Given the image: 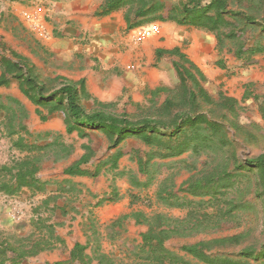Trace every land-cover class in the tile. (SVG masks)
Here are the masks:
<instances>
[{
	"label": "crops",
	"instance_id": "1",
	"mask_svg": "<svg viewBox=\"0 0 264 264\" xmlns=\"http://www.w3.org/2000/svg\"><path fill=\"white\" fill-rule=\"evenodd\" d=\"M106 1L0 0V81L4 80L0 83V186L11 180V174L2 169L14 168L16 163L24 159H34L31 155L34 145L38 144L36 146L40 149L44 145L43 140L58 133L73 137L72 146L69 147L71 152L68 155L58 160L53 158L51 161L37 158L36 165L39 170L36 177L41 182L48 183L45 189L35 191L25 187L14 195L0 191V232L13 231V234L24 236L37 228V225L34 227L36 216L33 212L29 213L27 208L26 214H29L21 219V222L11 218L10 211L16 206L13 204L17 199L25 200L26 203L27 198L34 195L38 201L35 204L39 205V208L47 206L65 213V208L52 205L56 197H49V186L53 183L58 184L56 190H61L57 191V194L61 193L64 197L68 196L65 193L67 190L64 189L66 183L73 182L84 193L89 190L99 202L97 205L95 201L93 210L87 213L94 221H89L86 217L87 223L80 224L82 220H78L72 228H58V233L55 232V226L51 225L48 227L50 240L45 235L32 242V234L29 235L22 241L23 245L31 247L38 242H50L53 245V248L30 257H72L76 244L85 247V257H108L110 255L99 250V244L95 245L94 240H89L81 231V227L94 230L98 225L118 232L117 235L122 240L139 238L138 233L144 232L146 226L147 230L141 234L142 246V235L148 232L150 226L138 215L146 218L149 216L142 207L139 210L136 204L145 202L143 191L153 186V180L146 182V186L142 179L128 178L129 170L124 169L127 165L124 146L135 143L136 140L137 143L141 142L139 139L127 138L119 147L110 150L109 141L102 134L111 154L104 160H96L95 147L84 140L99 131H89L88 136L84 138L77 132L69 134L60 113L50 115L49 108L35 105L22 92L19 80L5 72V68L1 66L3 56L15 63L20 58L24 59L50 91L67 82L76 83L79 87L82 83L86 92L82 103L89 110L96 108L95 101H99L111 105L116 113L126 112L136 117L135 114L138 115L142 108L151 105L154 91L160 88L174 92L179 90L180 76L175 63L184 64L187 68L190 67L189 63L194 65L206 78L201 82L203 87L211 95L215 90L218 91L216 98L219 93H223L238 100L240 107L242 101L264 100V96L253 93L255 84L264 82V54L253 56L250 64L242 62L233 54L237 60L233 62V59L225 56L223 48L218 46L216 37L210 42L205 34L201 36V40L195 38V41H188L190 44H187L188 36H193V33H186L174 22L155 21L130 29L126 20L127 8L98 15ZM139 35L140 39L137 40ZM176 49L189 63L178 55L167 54ZM157 97L159 101L162 100L160 103H163L168 95L161 92ZM262 106L259 111L264 118ZM85 143L87 145H84ZM83 145L85 151L81 150ZM88 153L91 156L89 161L81 166L85 174L66 173L67 169L79 163ZM117 153H121V157L113 168L110 160ZM183 156L184 154L172 159ZM139 161L137 159L135 171L141 176L143 173ZM16 172L13 170L14 175ZM110 172H119L116 181L112 179V185H104V174ZM183 183L178 182L177 189L181 192L184 189L186 192L187 185ZM186 194L189 195L187 192ZM18 208L17 206V210ZM13 237L15 239L20 236ZM177 237L167 240L166 248ZM10 240L11 238L0 239V257H18L13 251H9L8 247L16 245ZM112 243L115 247L123 245L117 240ZM129 244L127 241L126 246H130Z\"/></svg>",
	"mask_w": 264,
	"mask_h": 264
},
{
	"label": "trees",
	"instance_id": "2",
	"mask_svg": "<svg viewBox=\"0 0 264 264\" xmlns=\"http://www.w3.org/2000/svg\"><path fill=\"white\" fill-rule=\"evenodd\" d=\"M263 4L264 0H258V2L256 0H177L173 2L170 0H107L98 11V15H105L119 8H127L126 20L130 29L159 21L174 22L180 26L205 30L216 35L220 48H224L229 42L235 57L250 64L253 56L264 54V45L259 42L252 45V25L259 24L258 14L262 11ZM261 26L264 28V23H261ZM167 54L178 55L189 63L177 49ZM189 64V68L181 63L174 64L180 76L179 90L174 92L167 88H160L154 91L150 105L151 114L135 118L126 113H116L111 105L99 101H95L96 108L87 109L82 103L86 96L82 83L79 87L76 83L67 82L60 88L50 91L24 59L20 58L15 63L3 56L1 60V66L5 68V72L19 80L22 92L35 105L49 108L50 115L56 112L62 115L69 134L77 132L84 138L88 136L89 131H99L109 141L110 150L119 147L130 137H135L152 147L148 161L139 159L140 169L144 174L150 173L147 167L150 166V160L156 157L169 159L188 152L197 156L207 154L212 157L210 166L212 169H208L205 174L192 176L186 183V192L194 197H209L208 201H202V205L216 206L217 219L231 218L235 211L247 206L243 199L245 193L241 192V195L236 198L228 192L236 187L238 178L243 179L247 176L244 172L256 174L255 196L264 202V153L241 161L235 150L229 152L231 148H234L229 137L231 128L242 131L246 138L249 134L246 127L239 126L237 122L241 110L240 103L223 93H219L218 98L212 96L201 83L206 80L204 75L194 65ZM3 82L2 79L0 83ZM161 92L168 94V98L155 114L154 110L158 107L159 101L157 96ZM90 157L88 153L79 163L67 169L66 173L85 174L81 166L88 162ZM120 157L121 153L112 156L110 161L113 163V168L117 166ZM37 162L35 158L24 159L16 163L14 168L4 167L2 171L9 172L11 180L2 183L0 191L14 195L25 187L35 191L45 189L48 183H43L36 177L39 170ZM231 164L236 171L230 169ZM13 170L17 171L15 175ZM145 185L147 186L148 183ZM158 198L169 205L171 198L178 197L164 188L159 192ZM171 204L181 205L179 202ZM138 217H142L144 222L149 224L150 229L142 235L143 244L140 247L142 260L137 264H190L183 262L170 252L165 246L166 241L174 236L205 232L209 226L206 223L216 219V216L212 217L208 213L202 215V219L193 218L194 215L190 212L188 219L191 224L187 223L190 226L187 227L189 231H186L181 229L182 225L178 223L174 225L176 221L164 215L146 218L140 214ZM41 224L43 223L39 225ZM183 226H185L184 223ZM244 239L246 238L243 235H239L202 241L184 246L182 250L204 264H250L231 258L212 256L209 253L215 247L238 245ZM8 248L18 257H0V264H6L7 260H11L12 264L21 263L30 256L53 248V245L50 242H38L31 247L24 244L20 248ZM84 252L85 247L76 244L72 257L56 264H92L94 259L85 257ZM239 255L247 260H263L260 264H264V245L259 255L249 246ZM105 258L99 257V264H104Z\"/></svg>",
	"mask_w": 264,
	"mask_h": 264
},
{
	"label": "rangeland",
	"instance_id": "3",
	"mask_svg": "<svg viewBox=\"0 0 264 264\" xmlns=\"http://www.w3.org/2000/svg\"><path fill=\"white\" fill-rule=\"evenodd\" d=\"M170 1L173 2L177 0ZM256 2H258V0H256ZM263 21L264 4L262 11L258 14L259 24L252 25V45L258 42L264 45V28H262L261 26V23H264ZM178 28L183 29L186 33H193V36H188L186 42L187 44H190V42L188 41H195V38L201 40V36H204L205 34H207L209 38L208 40L210 42L212 41V39H214V37H216V35L211 32L207 33L205 32V30H199L191 26H178ZM231 47V44L228 42L222 51L223 53H225L226 57L228 56L233 59V62H237L232 53ZM229 65L232 66V64ZM217 92L218 91L215 90L212 95L214 97H217ZM253 93L257 96H264V82L255 84ZM161 101H158L157 103L158 107L154 110L155 114L159 112L158 109L162 105V103H160ZM261 105L264 106L263 99H252L251 102L242 101V107L239 112L237 122L239 126H244L246 127L245 129L249 131L247 138L243 135L242 131L235 130L234 128H231L229 130V137L234 144V148H231L229 152L235 150L241 161L248 158H255L264 153V118H262L263 116L261 114V111H259V107ZM151 112V107L146 106V108H142V110L137 113L138 115L135 114V118H139L146 114H151ZM35 141L39 143L37 139H35ZM72 141V135L65 136L59 133L56 135H50L49 138L43 140L44 145H42L40 149L36 146L38 144L34 145V149L32 151L33 153L31 155L35 159L38 158L43 161H51L53 158L58 160L59 158L64 157L71 152V149L69 147L72 146ZM84 141L86 143L88 142L90 144H93V146L95 147L94 152L96 160L98 161L106 159V157L111 154L108 149L107 142L100 132H94L89 137V139ZM86 143L84 145H87ZM84 145L81 147L82 151H85ZM151 150L152 147L144 145L141 142L137 143V140L135 141V143L131 142L129 144H125L124 146V153L127 155V165L124 167V169L125 171L126 169L127 171L129 170L128 178L136 177L138 179H142V181H144L145 183L149 180H153V186L143 191L145 202L136 204L139 207V210H141L140 207H142L149 218L155 217L157 215H164L172 219V221H176L174 225H177V223L178 225H182L181 229H186V231H189L187 227L190 226L187 225V223L191 224L190 219H188V215L190 214V212L193 213V218L196 217L202 219V215L206 213H208L212 217L216 216V219L214 218V221L208 222L209 224L206 223V225L209 226L207 227V230L205 232L194 233L191 235H180L177 237V239L173 240L171 244L167 245V249L170 252H173L185 263L204 264L184 252L182 250L183 247L194 245L202 241H211L215 239H223L243 235L246 239H244L240 244L227 247H215L209 253L212 254V256L231 258L238 261H245L250 264H260L263 260H247L243 259L239 255L240 252L248 246L254 248L257 251V255H259V252H261L264 245V202L255 196L257 180L256 174H254L253 172H244L247 176L243 179L238 178L236 187L228 191L231 193L232 197L236 198L241 195V192L242 194L245 193L243 199L244 203H247V206L243 209L235 211L234 215L231 218L217 219L218 217L216 213V206H208L207 204L202 205V201H208L209 197H194L190 194L187 195L184 189L182 192L177 189L178 182L187 183L192 176L201 175L202 173L205 174L208 172V169H212L210 166L212 165L213 158L209 157V155L207 154L197 156L192 152L184 154V156L179 159H161L156 157L150 160V166L147 167L149 168L150 173H143L140 176L139 174H137V171H135L137 170L136 161L137 159L148 161ZM230 169L235 170L233 164H231ZM117 173L119 172H110L104 174L103 184L109 185L110 182L112 183V179L113 181H116V178L118 176ZM57 185L58 184L53 183L49 186L51 191L50 193L52 194H50L49 197H56L55 203H52V205L55 204L56 206L59 205L60 208H65V213L59 211L57 212L56 210H52L47 206L39 208V205L35 204L38 201L34 198V195L31 198H27L26 203L25 200L17 199V205L19 207L18 209L20 211L23 210L24 213H21V219L27 216V214L33 212L37 219L34 227L37 225V228L35 227L32 233L28 235L23 236L21 234H18L20 237L15 239H13V236L18 237V235L13 234V231H1L0 239L11 238L10 241H12L14 245H18H15V248H20L23 245L22 241H24V239L26 240V238L31 234L32 242L41 239L45 235L49 237L50 240L51 234L48 227H50L51 225L55 226V232H57L58 228L61 230L72 228L73 224L78 220H82L80 224L84 222L87 223L88 221L85 220L86 217L87 220L94 221L91 216L87 215V213L88 211L91 212L93 210L92 208H94L95 206V203H97L98 205L99 202L96 200L97 198H95L94 195L89 192V190L84 193L82 189H78L76 187V184L74 185L73 182H67L64 189L67 190L65 193L68 194V196L65 195L64 197L61 193L57 194V191L61 192L60 189L56 190V188L58 187ZM59 187L61 188L60 185ZM164 188H167L171 193L175 194L176 197H178L171 198L169 201V205L160 201L158 198L159 192ZM237 188H239V190H236ZM20 201L27 204V206L22 205ZM178 202L181 204L180 206L172 204L170 205V203ZM33 204L35 206H33ZM21 206H23V208H21ZM26 208L29 211V213L27 214ZM174 212H176V214ZM21 219L18 221L21 222ZM217 220H219V223H217ZM40 223L43 224L39 225ZM183 223L185 224V226H183ZM39 228L41 230H39ZM146 230L147 229L145 226L144 232ZM81 231L89 240H91L92 238L95 242V245L96 243L100 245L99 250H101L102 253L110 255L105 258L104 264H137L142 260L140 259V255L142 254L140 245L141 234L144 233L143 231H140L138 233L139 238L136 237L129 240L120 239V236L117 235L118 232L113 231L112 229H109L104 225H98V227H96L94 230H88L84 227H81ZM115 240L121 241L123 245H117L115 247L112 243V241ZM127 241L130 243V246H126ZM91 251L93 252V249H91ZM138 255L139 257H137ZM69 258L70 257H29L21 263L18 262L17 264H56V262L58 261H65ZM92 258L94 259L92 264H99V257ZM12 263L13 262L11 260L6 261V264Z\"/></svg>",
	"mask_w": 264,
	"mask_h": 264
},
{
	"label": "built area",
	"instance_id": "4",
	"mask_svg": "<svg viewBox=\"0 0 264 264\" xmlns=\"http://www.w3.org/2000/svg\"><path fill=\"white\" fill-rule=\"evenodd\" d=\"M45 34H46V32H45ZM139 39H140V35L138 36L137 40H139ZM13 205H16V206H14V207L12 208V210L10 211V216H11V218H12L13 220L18 221V220L21 219V213H22V211L17 210V206H18V205H17V202L14 203Z\"/></svg>",
	"mask_w": 264,
	"mask_h": 264
}]
</instances>
